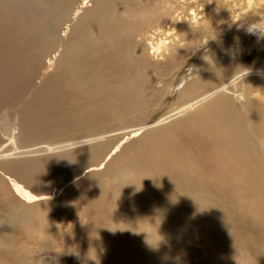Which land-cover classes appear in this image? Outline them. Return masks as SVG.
<instances>
[{"label": "bare ground", "instance_id": "6f19581e", "mask_svg": "<svg viewBox=\"0 0 264 264\" xmlns=\"http://www.w3.org/2000/svg\"><path fill=\"white\" fill-rule=\"evenodd\" d=\"M263 199L264 0H0V264H264Z\"/></svg>", "mask_w": 264, "mask_h": 264}, {"label": "rangeland", "instance_id": "374dc122", "mask_svg": "<svg viewBox=\"0 0 264 264\" xmlns=\"http://www.w3.org/2000/svg\"><path fill=\"white\" fill-rule=\"evenodd\" d=\"M195 65H196V62H194V63H192V64H189L188 66H187V68H185V69H183V71H185V72H183L182 74H180V78L182 77V78H185V77H189V73L192 71V69H194V67H195ZM192 66V67H191ZM188 71H190V72H188ZM184 74H187V75H184ZM177 91H179V90H176L175 92H173L176 96H178L177 95ZM175 96V97H176ZM174 100H175V98H174ZM264 200V199H263ZM188 232V233H187ZM209 235H212V231H209V232H207ZM183 234H187V235H190V238H187V239H185V237H183L182 235ZM170 235H172V236H170ZM169 235V237H166V238H162V242L164 241V240H166V239H168V240H170V243L168 242V240H166V242H165V244L159 249L160 251H163V252H158V254H160V255H162L161 253H164L165 251H167V250H169L168 252V254H167V256H168V258L170 259V260H178L179 258H181V257H183V259L182 260H197V261H199V263H197V264H200V263H202L204 260H211V257H212V260H221L219 257L218 258H216L214 255H215V249L212 247V246H205V245H202L203 244V241H197L196 242V237H195V232H189V231H183L182 232V234L181 235H179V236H182V238L183 239H185L186 241H187V243H188V246H190L189 248H188V246H181L180 248H177L176 249V252L178 253V257H175V256H171V254H172V249L174 248V246H175V242L174 241H176V239L175 240H173L174 238L173 237H177L178 235L174 232L173 234L171 233ZM261 237V236H260ZM171 238H173V239H171ZM194 238V239H193ZM172 240V241H171ZM216 239H214L213 240V242H212V244H213V246L214 247H216L217 246V244H216ZM219 242H220V239L218 240ZM168 244V245H167ZM57 245V246H56ZM55 245V247H53V249H51V248H48L47 250H42V252L44 251V253H46V252H48L47 254H50V255H52V256H55V253L54 252H56L58 249H59V247H60V244H56ZM167 245V246H166ZM218 245H220V244H218ZM223 246H225V249H224V247H223V251H227V254H225L226 255V259H228V258H230V260H243L242 258H245V260H249V258L248 257H245L243 254H242V252L240 251L239 253H236L235 255L236 256H234V258H233V255L231 256L230 255V250H231V248L230 247H228L227 245H223ZM173 247V248H172ZM56 248V249H55ZM164 248V249H163ZM50 249H51V251H50ZM206 249H208V250H206ZM55 250V251H54ZM192 251V252H191ZM191 252V253H190ZM54 253V254H53ZM180 254V255H179ZM201 254V255H200ZM196 255V256H195ZM243 255V256H242ZM140 256H142V255H140ZM139 256V260L138 261H140L141 260V262L143 263V262H147L148 260H151V258L148 256L147 258H141ZM187 256V257H186ZM99 257V256H98ZM96 257L97 258V260L100 262V264H105V260H104V258L103 259H101L102 258V256L101 257ZM201 257H202V259H201ZM231 257H232V259H231ZM90 259V258H89ZM101 259V260H100ZM261 259L262 260H264V255L261 257ZM96 260V261H97ZM55 262H53V260H52V262H51V264L53 263V264H59L58 263V261L59 260H54ZM76 261V260H75ZM88 261H95V260H88ZM97 261V262H98ZM45 262H48V260H45ZM76 263L77 264H81L80 263V260H77L76 261ZM110 263V262H109ZM109 263H107L106 262V264H109ZM110 264H113V263H110Z\"/></svg>", "mask_w": 264, "mask_h": 264}]
</instances>
